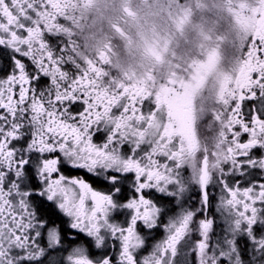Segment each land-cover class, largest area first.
<instances>
[{
	"label": "snow or ice",
	"instance_id": "1",
	"mask_svg": "<svg viewBox=\"0 0 264 264\" xmlns=\"http://www.w3.org/2000/svg\"><path fill=\"white\" fill-rule=\"evenodd\" d=\"M0 264H264V0H0Z\"/></svg>",
	"mask_w": 264,
	"mask_h": 264
},
{
	"label": "flooded vegetation",
	"instance_id": "2",
	"mask_svg": "<svg viewBox=\"0 0 264 264\" xmlns=\"http://www.w3.org/2000/svg\"><path fill=\"white\" fill-rule=\"evenodd\" d=\"M213 194L216 195L217 193L214 192ZM157 239H163V229L162 228L160 229V233L157 236Z\"/></svg>",
	"mask_w": 264,
	"mask_h": 264
}]
</instances>
